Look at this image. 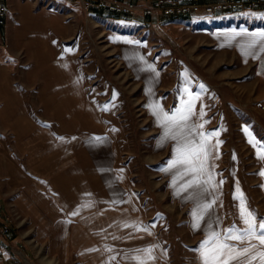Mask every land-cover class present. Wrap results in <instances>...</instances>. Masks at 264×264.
Here are the masks:
<instances>
[{
    "label": "rangeland",
    "instance_id": "374dc122",
    "mask_svg": "<svg viewBox=\"0 0 264 264\" xmlns=\"http://www.w3.org/2000/svg\"><path fill=\"white\" fill-rule=\"evenodd\" d=\"M0 7V264H137L136 250L153 246L147 264H199L205 225L193 231L196 202L176 194L175 170L161 171L174 142L161 145L149 107H180L185 88L200 95L193 120L203 104V131L222 142L219 159L215 149L209 158L215 181L224 180L213 218L221 229L241 226L237 184L264 218V160L244 131L264 142V53L243 55L244 36L218 43L264 32V11L183 21L87 10L80 0ZM30 187L53 212L35 211Z\"/></svg>",
    "mask_w": 264,
    "mask_h": 264
},
{
    "label": "snow or ice",
    "instance_id": "6c2138e0",
    "mask_svg": "<svg viewBox=\"0 0 264 264\" xmlns=\"http://www.w3.org/2000/svg\"><path fill=\"white\" fill-rule=\"evenodd\" d=\"M232 36L248 37L247 42L240 45L243 55H251L256 58L259 53H264V32L251 34L237 32L232 33ZM257 48L258 52H254L253 49ZM148 69L155 71L152 65H148ZM156 75L158 76L159 73ZM184 92L188 94V99H182L181 106L174 110L164 111L158 103L149 105V107L152 109V114L156 117L158 125L163 128L161 145L167 141L174 142L172 158L167 161V167L162 168L161 171L175 170L172 186L175 187L178 180L183 181L179 184L176 194L188 192L189 195L185 198L196 202L195 208L190 213L193 231L201 229L202 222L205 225V237L194 249L198 253L199 264H254L257 260L260 261V264H264V218H258L248 208L238 184L233 199L238 201L236 207L241 226L238 227L236 223H233L221 229L220 217L213 218L215 207L222 206L216 193L223 185L224 180L215 181L213 175L215 166L209 164V158L215 149V158L219 159L218 148L222 142L218 139L214 144L211 142L213 136L219 135L218 132L203 131L204 124L207 123V121L199 122L206 114L203 104L199 108V119L193 120V117L197 116L195 101L200 100V95L198 93L193 95L187 88L184 89ZM115 96L116 93H113V99ZM103 109L107 110L108 105H104ZM244 131L249 136L248 142L256 149L257 158L264 160V142L256 141L247 128ZM233 159H235L234 155ZM258 174L264 177V169H261ZM84 206L90 207L91 205ZM77 214V211L70 213L73 216ZM124 226L128 227V225ZM137 230L147 231V228H137ZM148 234L151 235L150 232ZM252 241H258V244L252 243ZM153 247L137 249L138 255L132 259L136 260L137 264H147L148 260L155 259L152 255ZM111 259H115V257H111Z\"/></svg>",
    "mask_w": 264,
    "mask_h": 264
},
{
    "label": "built area",
    "instance_id": "2783aa9c",
    "mask_svg": "<svg viewBox=\"0 0 264 264\" xmlns=\"http://www.w3.org/2000/svg\"><path fill=\"white\" fill-rule=\"evenodd\" d=\"M87 10L104 11L114 15L149 18L191 16L213 17L239 11H264V0H80ZM5 9L0 7V27L5 21ZM259 107V106H258Z\"/></svg>",
    "mask_w": 264,
    "mask_h": 264
},
{
    "label": "crops",
    "instance_id": "0c3cea01",
    "mask_svg": "<svg viewBox=\"0 0 264 264\" xmlns=\"http://www.w3.org/2000/svg\"><path fill=\"white\" fill-rule=\"evenodd\" d=\"M184 18H185V17H184ZM186 19H187V18H186ZM224 36H226L227 38L233 37L232 34H226V35H224ZM221 38H224V37H223V36H221V37L219 36V37H216L215 39H216L217 42H218V41H220ZM242 39H243V41H240L241 43H242V42L245 43V42H247V40H248L247 36H244ZM238 40H239V37H233L232 40H228V41H226V40H221V41L218 42V43H220L219 45H221V46H226L225 44L230 45V44H233V43L239 45L240 42H239ZM244 40H245V41H244ZM253 51H254V52H258V48H257V49H253ZM38 152H41V149H37V147H36V149H33V155L38 154ZM43 152L45 153V151H43ZM36 163H37V161H36ZM41 163H42V165H43L44 162L41 161ZM42 165H41V166H42ZM42 173H43V172H42ZM43 174H45V173H43ZM45 175H47V174H45ZM53 176H54V173L51 174L50 177H53ZM262 179H263V178H262ZM262 184H263V192H264V181H262ZM24 191H25L24 194H28V193L32 194L34 191H37V190L32 189V187H30V189L27 188V190H24ZM34 195H38L37 198H32V199H31L33 203H30V202H28V203H29L30 205L33 206V208L35 209V211H38L39 213L42 212L43 214H48V212H53V211H54V203H52L51 201H48L44 196H41V194L38 193V192H34ZM40 196H41V197H40ZM39 210H41V212H40ZM42 213H41V214H42ZM65 243H66V242H65ZM66 248H67V252H66V254H65V257L68 256V246H66ZM63 256H64V255H63Z\"/></svg>",
    "mask_w": 264,
    "mask_h": 264
},
{
    "label": "trees",
    "instance_id": "16d2710c",
    "mask_svg": "<svg viewBox=\"0 0 264 264\" xmlns=\"http://www.w3.org/2000/svg\"><path fill=\"white\" fill-rule=\"evenodd\" d=\"M182 20H183V21H187V19H186V18H184V17L182 18Z\"/></svg>",
    "mask_w": 264,
    "mask_h": 264
}]
</instances>
